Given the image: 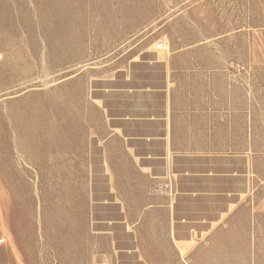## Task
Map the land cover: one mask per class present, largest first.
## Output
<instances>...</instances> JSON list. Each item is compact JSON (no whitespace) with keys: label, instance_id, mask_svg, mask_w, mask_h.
<instances>
[{"label":"rangeland","instance_id":"374dc122","mask_svg":"<svg viewBox=\"0 0 264 264\" xmlns=\"http://www.w3.org/2000/svg\"><path fill=\"white\" fill-rule=\"evenodd\" d=\"M219 73L256 136L187 198L128 116ZM0 264H264V0H0Z\"/></svg>","mask_w":264,"mask_h":264},{"label":"crops","instance_id":"0c3cea01","mask_svg":"<svg viewBox=\"0 0 264 264\" xmlns=\"http://www.w3.org/2000/svg\"><path fill=\"white\" fill-rule=\"evenodd\" d=\"M219 76L222 79L217 82L208 79L203 85L196 84L192 89L180 90L182 94L176 97L175 102L173 90L165 86V80L161 89L151 85L150 91L137 95L139 108L136 113L132 112L128 116L129 122L138 125L136 135L139 139L144 142L149 139L150 143L159 142L163 155L165 151L167 154L170 151L171 156L172 151L175 161H187L184 166L176 162L177 175L186 179L199 177L202 180L204 188L199 189L198 184H194L193 188L186 185L183 192L187 198H193L197 189L207 192L210 199L237 200L235 195H224L225 191L221 190L223 188L218 182V178H222V183H234L240 174L234 170L235 160L225 153L247 151V136L250 137L249 145L252 149V136H256V117L254 119L250 114L248 127L246 108L230 93V85L225 76L222 73ZM142 105L145 107L142 108ZM253 122L255 134L252 131ZM195 159L210 163L195 166L192 163ZM214 159L217 163L212 162ZM238 181L240 183V178ZM218 217L214 212L208 220L211 222Z\"/></svg>","mask_w":264,"mask_h":264}]
</instances>
